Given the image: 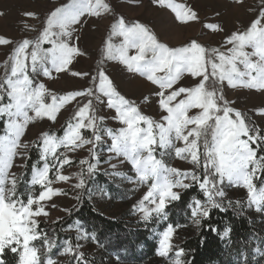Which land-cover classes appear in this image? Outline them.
<instances>
[{
	"label": "snow or ice",
	"instance_id": "snow-or-ice-1",
	"mask_svg": "<svg viewBox=\"0 0 264 264\" xmlns=\"http://www.w3.org/2000/svg\"><path fill=\"white\" fill-rule=\"evenodd\" d=\"M152 2L169 9L180 24L200 19L186 3ZM112 14L108 0H69L47 15L35 38L14 42L0 37V46L13 45L0 64L4 70L0 76V264H7L8 252L14 255L16 264H57L50 255L58 247L57 239L41 229L40 218L50 216L49 208L56 207L51 203L55 197L67 194L54 185L76 179L73 187L89 192L87 179L99 171V148L108 141L110 155L104 163L116 169L113 159L127 162L135 177H125L119 171L110 175L147 187L131 208V214L139 215L141 222L167 221L169 206L182 199L180 190L194 185L205 197L203 201L194 198L187 205L198 228L210 219L214 209L224 212L229 207L244 208L241 201L234 204L228 200L225 205V186L243 188L247 207L264 213V155L260 154L264 152V132L233 107L235 101L225 93V87L264 91V7L247 28L232 31L216 47L196 39L170 46L147 25L129 23L122 15L115 17L103 42V60L119 62L129 73H137L156 86L139 103L121 94L103 67L95 75L70 67L76 58L85 55L79 47L78 26H83L86 18ZM25 15L38 18L32 12ZM204 27L213 33L224 31L219 23H205ZM59 73L88 77L91 86L56 94L38 79H55L54 74ZM185 76L191 77V83H181ZM152 97H156L159 119L141 108L151 104ZM73 102L76 106L65 122L63 135L43 131L36 141H23L29 125L45 119L55 124L61 110ZM97 105L113 110L111 119L119 127H108L107 117L97 114ZM256 111L264 116V108ZM30 147L37 148L39 155L31 165L30 178L25 179L11 170L17 158L21 162L31 159ZM85 148L89 157L79 159L80 172L75 176L64 174L65 166L74 164L69 153ZM169 158L188 161L193 167H172ZM22 183L26 185L23 191ZM75 231L78 241L91 239L98 243L95 234L83 230L80 222ZM176 231V226L168 223L163 231L156 232V254L169 258L170 264H192L184 259L186 250L174 243ZM230 231L226 228L223 236ZM36 241H40V247ZM82 247L66 239L59 255H70L76 264H90L80 251ZM256 252L264 255L259 248Z\"/></svg>",
	"mask_w": 264,
	"mask_h": 264
},
{
	"label": "rangeland",
	"instance_id": "rangeland-1",
	"mask_svg": "<svg viewBox=\"0 0 264 264\" xmlns=\"http://www.w3.org/2000/svg\"><path fill=\"white\" fill-rule=\"evenodd\" d=\"M108 2L113 8L112 15L99 19L86 18L87 22L83 26H78L80 27V31L77 33L80 36L79 47L85 55L76 58L70 67L74 71L88 72L92 75L96 74L99 67H103L113 79L121 94L136 100L137 103L145 95L154 92L156 86L137 73H129L119 62L103 60V42L115 17L122 15L129 23L139 21L147 25L158 35L162 42L170 46H181L192 39H196L202 44L216 47L232 31L247 28L250 22L257 17L261 7H264L262 0H243L241 4L235 3V0H177L178 3H186L191 6L200 17L199 21L180 24L175 20L174 14L169 9L154 5L152 0H108ZM67 3H69V0H0V13H3L0 15V37L11 39L14 42H19L25 38H35L47 15L56 7ZM28 12L35 13L38 18L26 16L25 13ZM216 13H220V15L217 16ZM205 23H219L224 31L213 33L204 27ZM12 48L13 45L0 46V64L7 59ZM3 73L4 70L0 67V76ZM54 75L56 76L55 79H47L42 76L38 79L56 94H64L68 91L91 86L88 77H73L69 73ZM181 83H191V77L185 76ZM225 93L230 101H235L233 107L244 112L250 122L257 125L264 132V116L258 115L256 111L264 108V91L225 87ZM152 100L151 104L141 105L142 111L159 119L160 111L155 103L156 97H152ZM75 106V102L65 106L55 124L45 119L29 125L23 141L34 142L43 131L63 135L65 122L71 117ZM97 114L107 117L106 124L108 127L114 129L119 127L111 119V116L114 115L113 110L107 109L104 105H97ZM0 134H3V123ZM85 135H90V133L86 132ZM105 139L107 140L106 137ZM108 144H110V141L102 144L99 148L101 164L95 176L87 179L89 192L75 189L73 185L77 182L76 179L67 184L58 183L54 185V187L63 189L67 194L55 197L51 203H54L56 207L49 208L50 216L40 218L41 229L45 230L49 236L57 239L58 247L53 249L50 255L57 261V264H66L71 258L70 255H59L64 246V241L68 239L58 235L57 230L60 229L63 236H71L74 239V244L79 243L83 246L80 251L84 252L86 258L103 259V262L107 264H170L169 258L160 257L156 254L159 239L156 232L163 231L168 223H172L177 228L174 243L178 247H180L179 244L182 243L184 238L196 233L198 227L193 223L191 211L187 207L194 198L190 199L185 205L179 201L173 202L167 209V221L160 223L155 220L150 223L141 222L139 215L131 214V208L146 193L147 187H138L124 177L110 175L114 171H119L124 173L125 177H135L131 165L127 162L120 163L119 160L113 159L112 163L117 164L116 169H113L110 164L104 163L110 155L107 151ZM34 149L37 148L30 147L28 155ZM69 155L73 158L74 164L71 167L65 166L64 174L75 176L81 170L78 163L79 159L88 158L89 153L85 148L76 153H69ZM33 163L35 162L29 165L28 159L21 162L20 158H17L16 166L11 171L23 176L25 179H29ZM168 163L172 167L182 170L193 167L188 161L176 158H169ZM24 164L29 166L25 168ZM25 173L28 175L25 176ZM257 184L259 186V181H257ZM194 186L204 197L199 187ZM25 187L26 185L22 183L20 185L21 191ZM224 190L227 194L226 201L231 200L234 203L241 201L248 215L251 218H257L259 224L264 226V213H258L254 208L247 207V194L243 188L225 186ZM37 191H39L38 186ZM180 191L183 194L186 190ZM78 193L81 194L79 200L77 199ZM82 199L105 219L118 221L122 226V230L114 234L100 233L95 230L93 225H87L86 222L78 219L71 221L62 228H58V223L69 216L71 210L77 207ZM77 222H80L82 229L89 234L94 233L98 243L91 239L78 241V233L75 231ZM34 243L37 247H40V241ZM255 253H257L256 250ZM8 255L12 256L13 254L8 252ZM170 256L174 258V253H171ZM71 263L76 264V261L73 259Z\"/></svg>",
	"mask_w": 264,
	"mask_h": 264
},
{
	"label": "trees",
	"instance_id": "trees-1",
	"mask_svg": "<svg viewBox=\"0 0 264 264\" xmlns=\"http://www.w3.org/2000/svg\"><path fill=\"white\" fill-rule=\"evenodd\" d=\"M1 130L2 122L0 133ZM260 154L264 155V152ZM30 157L29 165L38 159V149L31 151ZM192 198L200 200L204 198L195 186L186 190L179 202L185 205ZM225 205L227 206L226 200ZM76 219L86 222L87 225H93L100 233L114 234L122 230L118 221L105 219L83 199L71 210L69 216L58 223V228ZM209 225L216 228L217 232L210 231ZM226 228L231 231L228 236H223ZM57 233L59 236L70 239L74 244L71 236H63L60 229ZM179 245L186 250L187 255L184 259L190 260L192 264H264V255L255 253L259 247L261 251H264V226L259 224L257 218H251L244 208L241 210L239 207L235 209L229 207L224 212L212 210L210 219L204 221V226L198 228L196 233L184 238ZM5 259L7 264H15L13 255L6 253ZM87 259L90 264H107L103 262V259ZM72 260L71 257L66 264H72Z\"/></svg>",
	"mask_w": 264,
	"mask_h": 264
}]
</instances>
